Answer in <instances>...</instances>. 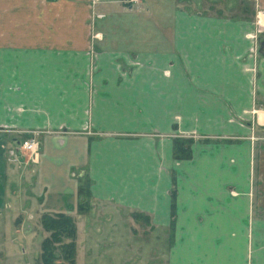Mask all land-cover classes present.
I'll use <instances>...</instances> for the list:
<instances>
[{
  "label": "crops",
  "instance_id": "obj_1",
  "mask_svg": "<svg viewBox=\"0 0 264 264\" xmlns=\"http://www.w3.org/2000/svg\"><path fill=\"white\" fill-rule=\"evenodd\" d=\"M147 1L0 0V223L65 212L78 228L96 213L168 227L176 190L167 264H264L256 8L185 0L154 24ZM29 137L37 160L14 157ZM179 137L191 159H175Z\"/></svg>",
  "mask_w": 264,
  "mask_h": 264
},
{
  "label": "rangeland",
  "instance_id": "obj_2",
  "mask_svg": "<svg viewBox=\"0 0 264 264\" xmlns=\"http://www.w3.org/2000/svg\"><path fill=\"white\" fill-rule=\"evenodd\" d=\"M191 1L195 2V0ZM200 2L201 7H206L209 10L215 11V9L221 8L227 16L243 17L247 10L256 8V54L259 57L264 53V31L259 32L257 24L260 13L264 11L262 0H200ZM146 3L149 6L153 4L154 24L159 19L168 23L174 7L178 3L181 6L186 5L185 0H148ZM144 4L141 3L146 7ZM114 7H117L116 11H121L120 4H116ZM134 7L133 11L140 10L139 6ZM114 15L116 18L122 17L120 12ZM20 153L29 158L26 152L20 151ZM10 197L12 198V196ZM17 201L18 199L12 210L16 211ZM28 209V213H35L34 210ZM99 215L96 213L94 215L96 218L93 221H83L79 228L77 224L76 264H167L169 248L175 241L176 226L171 230L170 225L168 227L157 226L146 220L142 222L138 219L137 222L122 219L118 221L119 223H101ZM18 228L20 231L14 236L12 232ZM93 229L104 230V235H102L105 236V239L88 238L85 231ZM117 230H120L123 237L116 236ZM2 231L6 232L7 236L6 239L0 240V264H37V257L41 253V242L47 236L38 216L35 219L26 218V222H22L21 225H16V222H1L0 233ZM14 237L17 240H13ZM107 243H110V246H107Z\"/></svg>",
  "mask_w": 264,
  "mask_h": 264
},
{
  "label": "trees",
  "instance_id": "obj_3",
  "mask_svg": "<svg viewBox=\"0 0 264 264\" xmlns=\"http://www.w3.org/2000/svg\"><path fill=\"white\" fill-rule=\"evenodd\" d=\"M193 138L179 137L174 140V157L177 160H188L193 156ZM80 193L89 195V191L81 185ZM89 206L86 201H81L79 210L85 211ZM176 190L172 193V221L171 230L175 227ZM41 225L47 236L41 242V253L37 264H76L77 255V221L69 213H44Z\"/></svg>",
  "mask_w": 264,
  "mask_h": 264
},
{
  "label": "built area",
  "instance_id": "obj_4",
  "mask_svg": "<svg viewBox=\"0 0 264 264\" xmlns=\"http://www.w3.org/2000/svg\"><path fill=\"white\" fill-rule=\"evenodd\" d=\"M124 2L129 6L133 7V6H140L142 0H124ZM257 24L259 27L258 31L259 32L264 31V11L260 13ZM255 113L257 115V121L260 124L264 125V111L262 112L256 111ZM19 144L20 145L16 150L11 151L14 157L18 155L20 151H22V152H26L31 160L33 161L37 160L40 154V142L36 137L26 138Z\"/></svg>",
  "mask_w": 264,
  "mask_h": 264
}]
</instances>
